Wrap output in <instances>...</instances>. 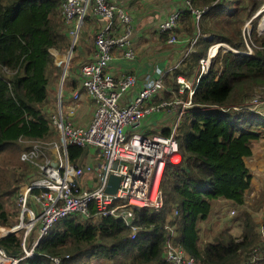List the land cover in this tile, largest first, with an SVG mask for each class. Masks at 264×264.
<instances>
[{"label": "trees", "instance_id": "1", "mask_svg": "<svg viewBox=\"0 0 264 264\" xmlns=\"http://www.w3.org/2000/svg\"><path fill=\"white\" fill-rule=\"evenodd\" d=\"M61 1L0 0V198L18 188L28 172V166L19 159L24 149L20 140L49 139L55 135L54 127L44 116L43 105L52 78L62 71L51 50L65 53L70 49L67 26L60 16ZM216 1L191 3L205 9L203 19L225 14L237 17L238 9L232 10L227 0L219 4ZM258 6L254 0L248 18ZM183 17L195 24L191 13L186 12ZM251 22V38L260 46L253 49V54L220 48L207 72L200 74L199 60L207 55L211 45L221 42L238 50L245 48L240 26L215 30L218 26L205 24L196 32L198 38L187 56L172 68L166 84L176 94L180 86L175 81L178 75L194 80L192 108L186 111L176 135L182 161L164 167L160 180L164 205L160 210L132 208L136 237L131 238L129 227L121 219L111 216L90 221L69 217L40 239L33 257L18 264H53L51 257H58L59 264H99L101 260L107 264H169L164 258L165 245L171 238L167 225L174 228L173 242L198 264H237L245 257L261 234L251 212L244 210L238 216L242 229L239 237L225 228L212 241L204 242L200 224L209 219L213 201L244 204L252 179L245 157L252 155L253 142L264 138L263 117L210 107L239 104L253 87L264 85V39L256 37L255 21ZM189 33L191 39L196 35L192 29ZM188 92L184 88L180 96L186 99ZM160 133L168 135L169 130L165 128ZM67 153L70 162L78 165L77 160L86 151L69 146ZM11 165L20 171V176L4 169ZM8 219L9 212L0 201V224H6ZM261 227L264 232V218ZM0 247L10 256H19V234L0 239ZM255 264H264V259Z\"/></svg>", "mask_w": 264, "mask_h": 264}, {"label": "built area", "instance_id": "2", "mask_svg": "<svg viewBox=\"0 0 264 264\" xmlns=\"http://www.w3.org/2000/svg\"><path fill=\"white\" fill-rule=\"evenodd\" d=\"M186 12L191 13L198 24L205 9L194 7L191 0H183L182 6L171 12L158 24L160 33L172 32ZM61 19L67 26L70 49L61 63L64 80L65 70L72 55V48L80 36L85 17L94 21L93 42L95 58L81 64L78 68L80 90L92 99L94 111L86 125H74L64 119L59 94L53 109L43 113L55 129L57 139H21L26 146L19 159L30 170L18 186L17 203L20 206V222L12 229H6L0 239L24 229L21 254L10 256L0 247V264H18L21 260L35 255V247L40 239L58 222L65 218L77 217L81 220H95L97 217L111 216L121 219L131 231L134 239L137 226L133 223L132 208H148L155 211L164 205V195L160 186L161 176L167 163L179 165L181 152L176 139L178 126L186 111L192 108L193 90L181 75L175 78L180 84L179 92L189 90L186 99H166L152 103L151 99L165 89L164 75L156 78L146 76L142 88L128 102H123L124 94L136 83V77L127 74L113 77L107 72L115 50L128 60L136 58L131 39V17L124 7L115 0H62ZM198 38L190 40V48ZM250 39V35H249ZM171 36L168 43H174ZM245 48L238 50L226 43H215L208 49L204 58L199 60V73H206L212 58L219 48L245 55L253 54L260 48L244 37ZM215 48L214 53L211 50ZM55 56V50H51ZM80 91L73 93L78 99ZM212 109L222 112L247 111L264 118V85L253 87L251 95L244 102L229 106L211 105ZM153 113L174 116L168 126L169 134H145L137 130L141 121ZM69 146L96 148L101 156L97 165V180L93 182L92 164L77 166L70 162ZM114 163L116 164L114 166ZM111 175L119 177L115 193L106 191ZM87 181L88 184H85ZM177 214V211H174ZM170 239L164 249V258L169 264H198L193 256L180 245L173 242L174 228L167 225ZM260 242L245 253L237 264H255L264 259V232L259 226ZM53 264H59L58 257H51Z\"/></svg>", "mask_w": 264, "mask_h": 264}, {"label": "crops", "instance_id": "3", "mask_svg": "<svg viewBox=\"0 0 264 264\" xmlns=\"http://www.w3.org/2000/svg\"><path fill=\"white\" fill-rule=\"evenodd\" d=\"M115 1L117 4L122 5L125 11L131 17V39L133 42V47L136 51V58L134 60H128L122 57L120 51L115 50L113 52V58L110 60L107 68V72L116 78L123 77L127 74H132L136 77L135 85L124 94L123 102H128L136 95V93L142 88V83L146 76L149 75L153 78H156L161 73L165 74V89L154 96L151 101L152 103H159L164 99L167 100L171 98V96L175 95L176 93L171 90L172 88H170L166 82L168 79H170L172 68L182 61V59L189 53L190 45L188 48H186V46L192 38L190 37L191 35L189 33V29H192L193 23L188 22L186 17H183L177 23L174 29V33H176V41L174 43L167 42L174 30L166 34L160 33L158 31V24L175 9L181 7L183 0ZM95 25L96 24H94L92 18L88 16L84 22V26L79 36L80 39L77 46L75 47L76 49L72 52L70 61L67 64L64 82L62 86L59 87L58 80L61 74L59 78L55 77L57 82L50 84L48 88V99L45 102V104H51L50 101L52 98L53 100H57L60 94L63 116L66 120L72 122L74 125H86L94 111L92 99L82 92V90H80V77L78 76V68L81 66V64L90 62L95 58L94 42L92 41V45L89 46L90 50H88V46L82 41L87 32H89L92 37L94 36ZM66 55L67 51L62 53L55 50L54 58L56 64L58 65V63H61ZM190 82H194V80H190ZM77 90L80 91V97L78 99H74L73 93H75ZM162 93H164V96L161 95ZM167 93L170 94V97H165ZM179 93L180 92L178 91V94H176L178 97H180ZM48 105H43V108L44 106ZM50 108L53 109L51 106ZM173 117L174 116H166L164 113L150 114L141 121V124L138 126L137 130L145 134L160 133L163 129H168ZM83 149L86 151V153L82 158L77 160V166L92 164L93 167H95L92 174L94 179L93 182H95L97 180V165L101 160L100 153L92 146H86L83 147ZM253 149L254 147L252 144V151ZM251 158L252 155L245 157V164L249 168L251 175H253L251 171L253 167L248 165V162L251 160ZM85 184H88L87 181H85ZM251 186L250 189L253 188V186ZM213 204L214 202L212 203V208ZM263 208L262 211L264 212ZM263 218L261 219L259 226H261ZM200 225L201 228H203L202 224ZM4 231L5 229H0V235L3 234ZM241 232V227H237V229L232 232L233 234H231L235 237H239Z\"/></svg>", "mask_w": 264, "mask_h": 264}, {"label": "rangeland", "instance_id": "4", "mask_svg": "<svg viewBox=\"0 0 264 264\" xmlns=\"http://www.w3.org/2000/svg\"><path fill=\"white\" fill-rule=\"evenodd\" d=\"M253 1L254 0H230V1L227 0V3L230 5V8L232 10L236 11L238 9L237 17H228L227 14L221 15L218 17L214 16V18L209 16L206 19H203L201 17L198 24L192 25V30L194 33H196L199 30V28H201V26L202 25L204 26L205 24L208 25V27L218 26V27H215V30L222 29L221 27L233 28L236 26H240L243 40L245 37L248 42H250L251 40L253 41L255 45H257L254 42V39L251 38V35H250L252 33V23H253L251 22V20L255 21L256 28L254 30V34L256 35V37L261 40L264 39V29L259 28L260 20L261 18L264 17V10H263L264 0H257V3H259L258 9L251 14L250 18H248L247 12L249 8L252 6ZM223 2L224 0L216 1L217 4L223 3ZM228 24H230L231 26ZM174 32L175 30L171 34V36L173 37H175V34H176ZM249 35H250V39H249ZM195 36L197 37V33ZM82 41L84 44L88 46L87 49L90 50L89 46L92 45V41H93L92 35L89 32H87V34L85 35ZM190 44L191 42H188V45L186 46V48H188ZM71 62H72V59H71ZM59 76L60 75L56 77L59 78ZM60 79L61 77L58 80L59 87L62 86V85L60 86ZM64 79H65V75H64ZM56 82L57 80H55V77H53L51 80V83L54 84ZM188 83L191 89L193 90V82L188 81ZM179 94L182 95L183 92ZM161 95L164 96V93H162ZM250 95L251 93L241 102H244L246 99H248ZM181 98H182L181 96L178 97L175 94V95H172L171 98L167 100L171 101L173 99H181ZM57 101L58 99L53 100L52 98V100L50 101L51 104L49 105L44 104V105H48V106H44V109H52L50 108V106L54 108L55 105L57 104ZM50 139H57V136L54 135L50 137ZM20 143L22 147L26 146L25 143H22V142ZM253 147L254 149H253L252 158L248 162V165L253 167L251 170L253 175H252L251 184H250V186L252 185L253 188L250 189L249 187V189L245 192L244 204L242 206H236L229 200L213 201L214 204H213V208L211 210L209 219L201 223L203 227L201 231L202 241L204 242L212 241L213 237L216 234H218L222 229L228 228L229 232L232 233L235 229H237V227L238 228L241 227V221L238 219V216L244 210H247L252 213L258 225L261 223V219L263 218V214H264V212L262 211V208L264 207L263 206L264 205V138L263 139L260 138L258 139V141H254ZM5 168L7 172L9 173L11 172V173H14L15 175L20 176V171L17 169H14L12 165L6 166L4 167V169ZM29 170L30 168L28 167V171ZM26 175L27 173L25 174V177ZM17 189L18 188H16L15 190L10 189L8 194L0 198V201L3 203L4 207L7 208L9 212L8 222L6 224H0V227H5L6 229H12L14 228V226L18 225V223L20 222V206L18 205L17 198H16ZM258 231L260 230L258 229ZM17 233L22 239L24 235V229L19 230ZM259 242H260V239H259ZM77 264H82V263H77ZM90 264H93V263L90 262ZM99 264H107V263L101 260Z\"/></svg>", "mask_w": 264, "mask_h": 264}, {"label": "water", "instance_id": "5", "mask_svg": "<svg viewBox=\"0 0 264 264\" xmlns=\"http://www.w3.org/2000/svg\"><path fill=\"white\" fill-rule=\"evenodd\" d=\"M62 74H63V72H62ZM62 74H61V75H62ZM115 165H116V164L114 163V166H115ZM118 181H119V177L114 176V175H111L110 178H109V185H108L106 191H107L108 193H110V194L115 193L116 188H117V185H118Z\"/></svg>", "mask_w": 264, "mask_h": 264}, {"label": "bare ground", "instance_id": "6", "mask_svg": "<svg viewBox=\"0 0 264 264\" xmlns=\"http://www.w3.org/2000/svg\"><path fill=\"white\" fill-rule=\"evenodd\" d=\"M263 10H264V8H263ZM263 19V20H262ZM260 29H264V17L263 18H261V20H260V27H259ZM222 44V43H221ZM214 51H215V48H213L212 50H211V53L213 54L214 53ZM1 229H3V228H1Z\"/></svg>", "mask_w": 264, "mask_h": 264}, {"label": "flooded vegetation", "instance_id": "7", "mask_svg": "<svg viewBox=\"0 0 264 264\" xmlns=\"http://www.w3.org/2000/svg\"><path fill=\"white\" fill-rule=\"evenodd\" d=\"M65 119V118H64ZM66 120V119H65ZM66 121H68V120H66ZM68 122H70V121H68ZM71 123V122H70Z\"/></svg>", "mask_w": 264, "mask_h": 264}]
</instances>
